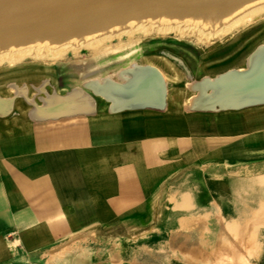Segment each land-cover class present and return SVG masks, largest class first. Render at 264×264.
Wrapping results in <instances>:
<instances>
[{
  "label": "crops",
  "instance_id": "obj_1",
  "mask_svg": "<svg viewBox=\"0 0 264 264\" xmlns=\"http://www.w3.org/2000/svg\"><path fill=\"white\" fill-rule=\"evenodd\" d=\"M173 89L164 110L0 117V264H264V105Z\"/></svg>",
  "mask_w": 264,
  "mask_h": 264
},
{
  "label": "bare ground",
  "instance_id": "obj_2",
  "mask_svg": "<svg viewBox=\"0 0 264 264\" xmlns=\"http://www.w3.org/2000/svg\"><path fill=\"white\" fill-rule=\"evenodd\" d=\"M263 14L264 0H0V64L15 65L26 58L59 64L70 53L96 51L124 35L137 44L151 35L158 39L170 33L178 42L209 44L211 39L237 35ZM224 52L227 56L228 49ZM246 54L245 66L225 62L216 77L204 75L190 82L186 108L215 110L219 104L239 109L264 101V42ZM167 63L134 62L119 69L116 78L84 73L65 94H50L45 82L38 90L45 93L40 104L28 98L26 88L12 86L13 95L0 94V117L14 112L17 96L33 105L28 115L32 121L92 113L98 107L112 112L147 105L165 108L176 74Z\"/></svg>",
  "mask_w": 264,
  "mask_h": 264
},
{
  "label": "rangeland",
  "instance_id": "obj_3",
  "mask_svg": "<svg viewBox=\"0 0 264 264\" xmlns=\"http://www.w3.org/2000/svg\"><path fill=\"white\" fill-rule=\"evenodd\" d=\"M233 35H226L222 40L211 39L209 44L178 42L173 33L158 39L151 35L146 40L140 39V44H137L129 42L130 39L124 35L120 39H111L99 50L82 49L77 55L70 53L60 60L59 64H53L52 60L35 62L29 58L15 65L0 64V94L3 97L11 96L14 93L11 90L12 86H16V90L24 87L28 98L40 104L45 93L38 90L44 86L45 82L50 94L54 92L65 94L70 92L74 83L79 81L84 73L109 74L116 78V72L119 69L130 66L134 62L146 61H162L167 66H169L167 62L170 61L174 65L169 67L171 73L173 71L176 73L172 77V88L183 87L185 92L190 82L208 73H216L225 62H231V64L239 62V65L247 56L246 52L252 51L257 45L263 43L264 14L250 20L248 28H242L241 32ZM136 37L142 36L136 34ZM146 41L149 42L146 43ZM222 49H228L229 54L216 58V53L221 52ZM186 52L194 53L195 58ZM74 66H79L82 70L70 69ZM190 93L187 90L186 95ZM16 98L17 108L28 116L33 105L29 104L23 96ZM119 264L124 262L119 260Z\"/></svg>",
  "mask_w": 264,
  "mask_h": 264
},
{
  "label": "water",
  "instance_id": "obj_4",
  "mask_svg": "<svg viewBox=\"0 0 264 264\" xmlns=\"http://www.w3.org/2000/svg\"><path fill=\"white\" fill-rule=\"evenodd\" d=\"M259 105H264V101H255V102H248L247 104L243 105L241 108H248V107H254V106H259ZM217 109L215 110H237L235 108H220L219 104L216 105ZM142 109H152V110H164L165 108H161V107H155V106H144V107H136V108H123L121 110L118 111H126V110H142ZM190 110H194V109H190ZM197 111H214V110H197Z\"/></svg>",
  "mask_w": 264,
  "mask_h": 264
}]
</instances>
